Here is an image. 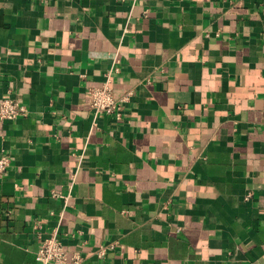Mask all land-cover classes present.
Masks as SVG:
<instances>
[{"label": "crops", "instance_id": "1", "mask_svg": "<svg viewBox=\"0 0 264 264\" xmlns=\"http://www.w3.org/2000/svg\"><path fill=\"white\" fill-rule=\"evenodd\" d=\"M7 96L0 264H264V0H0Z\"/></svg>", "mask_w": 264, "mask_h": 264}, {"label": "built area", "instance_id": "2", "mask_svg": "<svg viewBox=\"0 0 264 264\" xmlns=\"http://www.w3.org/2000/svg\"><path fill=\"white\" fill-rule=\"evenodd\" d=\"M114 70H117L114 68ZM111 72H107L103 80L89 86L87 94L90 100V109L93 117L106 115L115 121L123 118L124 104L129 101L131 91L125 92L119 98H115L111 86ZM27 107L17 98L7 96L0 101V120H15L19 117L27 116ZM11 158L8 154L0 155V179L4 176L10 164ZM55 195V194H54ZM251 193H247L248 199ZM103 249L98 250L101 255ZM34 259L39 264H80L83 257L79 252H74L68 256L67 250L62 241L53 232L48 236L39 238Z\"/></svg>", "mask_w": 264, "mask_h": 264}]
</instances>
